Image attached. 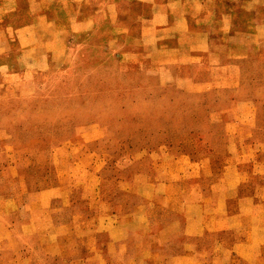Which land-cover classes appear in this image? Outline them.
<instances>
[{"label": "crops", "instance_id": "crops-1", "mask_svg": "<svg viewBox=\"0 0 264 264\" xmlns=\"http://www.w3.org/2000/svg\"><path fill=\"white\" fill-rule=\"evenodd\" d=\"M98 29L125 69L216 93L221 137H167L116 187L100 123L0 136V264H264V126L238 88L264 58V0H0V86L26 97Z\"/></svg>", "mask_w": 264, "mask_h": 264}, {"label": "rangeland", "instance_id": "rangeland-1", "mask_svg": "<svg viewBox=\"0 0 264 264\" xmlns=\"http://www.w3.org/2000/svg\"><path fill=\"white\" fill-rule=\"evenodd\" d=\"M100 7L97 2L94 9ZM77 40L67 61L26 89V97L21 85L0 86V136L17 144L49 138L61 141L78 136V126L100 123L111 155L106 176L116 187L128 183L132 169L152 153L163 155L167 137L180 151L195 148L177 145L181 138L221 137L222 131L213 128L210 117V110L223 103L216 93L197 95L178 82L163 83L143 68L125 69L113 53L101 49L99 29ZM238 88L241 97L254 98L264 126L263 57L243 63Z\"/></svg>", "mask_w": 264, "mask_h": 264}]
</instances>
